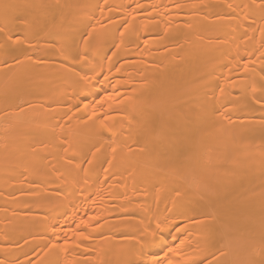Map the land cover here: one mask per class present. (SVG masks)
I'll return each instance as SVG.
<instances>
[{
  "label": "bare ground",
  "instance_id": "1",
  "mask_svg": "<svg viewBox=\"0 0 264 264\" xmlns=\"http://www.w3.org/2000/svg\"><path fill=\"white\" fill-rule=\"evenodd\" d=\"M153 261L264 264V0H0V264Z\"/></svg>",
  "mask_w": 264,
  "mask_h": 264
},
{
  "label": "snow or ice",
  "instance_id": "2",
  "mask_svg": "<svg viewBox=\"0 0 264 264\" xmlns=\"http://www.w3.org/2000/svg\"><path fill=\"white\" fill-rule=\"evenodd\" d=\"M83 79L85 80V81H87L88 79H89V77H87V76H85V77H83ZM102 126H104L103 125V122H102ZM83 223H87V222H83ZM81 235H83V233H81ZM173 250L172 249H169V252H172ZM153 264H160V262L159 261H153Z\"/></svg>",
  "mask_w": 264,
  "mask_h": 264
}]
</instances>
